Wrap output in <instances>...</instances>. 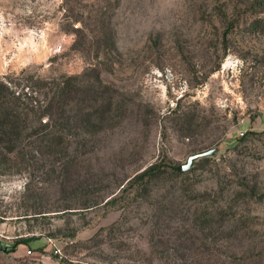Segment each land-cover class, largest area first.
Masks as SVG:
<instances>
[{"label": "rangeland", "instance_id": "rangeland-1", "mask_svg": "<svg viewBox=\"0 0 264 264\" xmlns=\"http://www.w3.org/2000/svg\"><path fill=\"white\" fill-rule=\"evenodd\" d=\"M62 77L91 121L0 137V264H264V0H0V111Z\"/></svg>", "mask_w": 264, "mask_h": 264}, {"label": "trees", "instance_id": "trees-1", "mask_svg": "<svg viewBox=\"0 0 264 264\" xmlns=\"http://www.w3.org/2000/svg\"><path fill=\"white\" fill-rule=\"evenodd\" d=\"M82 89V87L72 82L71 77H62L61 79H59V81H53L51 83V86H49L47 88V91H45L44 100L46 99L47 103L45 107L42 106L43 108L41 106H38L39 108H42L40 112L35 109L36 106L32 105V109L34 110L33 113L35 114L33 117H30V114L28 113H19V111L15 110L12 106L4 108V114H2V116L5 120H1L0 137L3 138L4 136H8L12 141L13 145L9 149V153H15V151H17L18 149L19 143H21V141L26 138V135H30V133H27L25 131V129L29 125V123L26 121L30 118L37 119L38 121L47 116V120L44 122V126L48 127L51 125V122L55 120V116L59 117L63 113L64 116H62V119L65 126L62 127L68 126L72 128L73 123L77 119V115L74 114V108L76 107L77 103L79 104L80 101L84 102V104H81L80 107V111L84 116V120H88L87 122L90 123L92 117V112L89 109L90 104H88L90 98L82 94ZM0 93H6L7 97L10 98L8 101L12 102V99L19 101L24 94L27 96L29 94V91L23 93L18 92L8 81L0 80ZM2 111H0V113H2ZM20 120H23V122H25V125L20 124ZM35 135V141L41 144H47L50 146V148L60 147V145H63L67 139V134L63 132L62 128L56 130H48L42 135L31 134V136ZM8 159L11 160V156H8ZM175 170L180 173L183 172L182 166L175 167ZM163 172L164 170H162L161 164L156 162L140 172V174H138L136 178L140 179L141 181H144L145 179L148 181L162 174ZM243 189L250 195H257V199H261L264 197V192L258 194L257 189L250 184H244ZM224 190L225 189L222 188V190L220 189L219 191L223 193Z\"/></svg>", "mask_w": 264, "mask_h": 264}, {"label": "water", "instance_id": "water-1", "mask_svg": "<svg viewBox=\"0 0 264 264\" xmlns=\"http://www.w3.org/2000/svg\"><path fill=\"white\" fill-rule=\"evenodd\" d=\"M205 155H207L206 152H203V153H197V154H193V155H191V156L189 157L188 161H187L185 164L182 165V169H183V171L189 170V169L192 167L194 161H195L197 158H199V157H201V156H205Z\"/></svg>", "mask_w": 264, "mask_h": 264}]
</instances>
